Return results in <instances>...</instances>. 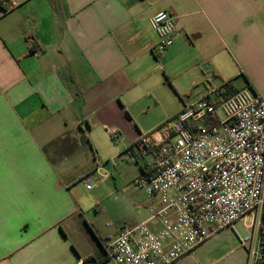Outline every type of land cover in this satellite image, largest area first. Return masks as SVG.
<instances>
[{"label":"crops","instance_id":"1","mask_svg":"<svg viewBox=\"0 0 264 264\" xmlns=\"http://www.w3.org/2000/svg\"><path fill=\"white\" fill-rule=\"evenodd\" d=\"M160 11L176 38L156 55L149 18ZM229 80L264 100V0H0V264L101 259L124 227L100 233L60 178L82 146L54 161L44 146L88 136L93 116L124 126L128 147L142 132L135 105L171 91L179 113Z\"/></svg>","mask_w":264,"mask_h":264},{"label":"built area","instance_id":"2","mask_svg":"<svg viewBox=\"0 0 264 264\" xmlns=\"http://www.w3.org/2000/svg\"><path fill=\"white\" fill-rule=\"evenodd\" d=\"M149 25L160 55L176 38L175 17L160 11ZM217 89L126 147L130 160L152 158L135 181L148 217L105 242L114 264H173L242 221L247 263L264 264V100L246 89L224 99ZM83 180L90 190L92 179Z\"/></svg>","mask_w":264,"mask_h":264},{"label":"rangeland","instance_id":"3","mask_svg":"<svg viewBox=\"0 0 264 264\" xmlns=\"http://www.w3.org/2000/svg\"><path fill=\"white\" fill-rule=\"evenodd\" d=\"M241 84L238 82L235 86ZM157 97L160 99L157 106L149 107L140 103L132 108L133 113L137 114L135 121L143 135L173 118L181 108L171 91H159ZM192 97L197 95L192 94ZM89 118L92 123L88 134L90 145L84 144L76 157L69 158L59 167V176L73 186V196L79 200L83 209L88 210L87 219L95 223L100 233L111 236L118 225L137 224L148 217L145 208L149 203L148 196L135 186V181L141 174L140 165L151 162L152 158L147 156L137 162L130 160L125 155V127L113 129L109 125L108 129L116 131L111 135L95 117ZM58 152L57 155L50 152L52 159L63 155L60 150ZM97 166L101 167L98 173L94 172ZM89 177L93 183L91 189L87 190L83 178ZM137 205L142 207L138 209ZM248 231L251 230L245 228L243 221L236 225L235 230L226 228L193 249L187 264H237L233 248L242 249L240 239L245 238Z\"/></svg>","mask_w":264,"mask_h":264},{"label":"trees","instance_id":"4","mask_svg":"<svg viewBox=\"0 0 264 264\" xmlns=\"http://www.w3.org/2000/svg\"><path fill=\"white\" fill-rule=\"evenodd\" d=\"M30 51H33V50L31 49ZM217 91L222 98L226 99V98H229L232 95H234L236 92H238V89L234 86L232 80H229V81L221 84V86L218 87ZM88 129H89V126H87L85 130L87 131ZM85 130L84 131L81 130L83 134L81 135L79 140L70 141L67 138H65L64 140L54 141V142L44 146L42 148V151L46 154H49L52 151L54 154L57 155L59 153L58 152L59 150L62 152V154H65L66 149L67 150H75V149H79L84 144L90 145L88 136L86 134H84ZM59 142H60V144L58 145ZM50 160L54 161L52 159V157L50 158ZM107 259H109V258L106 255L101 259H96L92 256H89V257L85 258L82 263L83 264H102Z\"/></svg>","mask_w":264,"mask_h":264}]
</instances>
